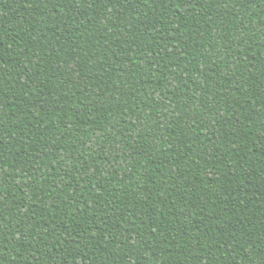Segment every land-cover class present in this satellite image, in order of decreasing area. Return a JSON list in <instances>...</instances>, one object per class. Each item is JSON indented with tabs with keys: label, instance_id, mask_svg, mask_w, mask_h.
I'll return each instance as SVG.
<instances>
[{
	"label": "trees",
	"instance_id": "obj_1",
	"mask_svg": "<svg viewBox=\"0 0 264 264\" xmlns=\"http://www.w3.org/2000/svg\"><path fill=\"white\" fill-rule=\"evenodd\" d=\"M0 264H264V0H0Z\"/></svg>",
	"mask_w": 264,
	"mask_h": 264
}]
</instances>
